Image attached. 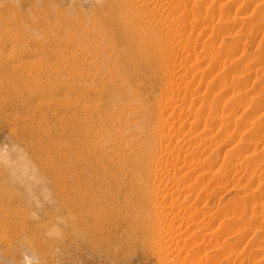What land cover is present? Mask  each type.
I'll return each instance as SVG.
<instances>
[{"label": "rangeland", "instance_id": "obj_1", "mask_svg": "<svg viewBox=\"0 0 264 264\" xmlns=\"http://www.w3.org/2000/svg\"><path fill=\"white\" fill-rule=\"evenodd\" d=\"M162 1L174 20L160 31L166 52L134 69L122 45L123 57L111 51L110 71L90 83L78 74L92 68L74 70L64 54L48 56L32 41L54 50L71 31L105 48L110 37L120 42L108 33L103 0H0V264H264V0ZM78 42L55 51L73 53ZM111 83L125 88L122 100ZM129 103L149 121L143 134L166 123L172 138L162 146L176 151L165 154L167 166L175 163L161 186L166 223L180 229L171 236L165 228L159 241L170 245V261L115 211L74 210L62 191L72 176L89 174L66 152L76 133L124 127L111 115Z\"/></svg>", "mask_w": 264, "mask_h": 264}, {"label": "bare ground", "instance_id": "obj_2", "mask_svg": "<svg viewBox=\"0 0 264 264\" xmlns=\"http://www.w3.org/2000/svg\"><path fill=\"white\" fill-rule=\"evenodd\" d=\"M103 2L104 5H102L101 7L102 11L104 10L106 12L107 20L110 19V22H112L113 25L109 29L108 33L109 35H111L112 32H116V34H118V36L120 37L119 38L120 42L115 41L116 37L115 38L110 37L111 40L108 41L109 48L108 47L105 48L107 46L106 45L107 43L105 44L106 46L102 47L101 44L96 43L97 41L96 42H94L93 40L89 41L88 38L85 37L83 38L80 35H79L80 38L79 37L74 38V33L69 31L71 29H69L68 32L67 29L69 28V26L67 28L66 25L65 27L67 28L66 31L68 33L66 34L64 30L66 34V35L64 34L65 35L64 38L54 39L55 41L54 50L50 48V45L53 46V44H47L44 40H38V42L35 40L32 41V43L35 46H37L39 49H41L42 51H47V54H49L48 56L51 55L57 57V55L64 54L65 55L64 57H67L66 62H68V64H70V66L73 67L74 70L77 68L78 71H82L81 70L83 69L82 67H89V69L92 68V71L88 74L84 73L83 71H82L83 73L81 72L78 74V77H81L83 79L86 78V80L87 78L90 79L91 80L90 83H92L93 80H95L96 74L99 75V73H103V71H110L109 69L111 65L109 61L113 60L112 55H110L112 54V52L113 55L114 54L116 55V57L117 56L120 58L123 57V54L120 51L122 45H123L122 50L126 54V59H125L126 61L124 62H127L128 64L132 65L133 68L135 67L134 69H141L143 67V58L144 59L154 58L155 51L156 52L162 51L163 53L164 50L166 52L167 49L165 50L164 47H162L163 50H161V48H160L161 51L159 50L160 45L158 46V44L160 41V31L162 33L163 29L166 27L170 29L174 28L172 27L174 20L171 21L172 19L170 18L172 17L170 16L169 18V15L167 13H164V11L168 7V5L165 4L166 3L165 1L103 0ZM160 8L162 9V11L160 10ZM32 21L34 22L35 20ZM78 21L80 22V20ZM84 24H88V23H84ZM89 26L92 27L91 24H89ZM58 28L60 29L59 26ZM85 28H87V25L85 26ZM84 33L86 34V32ZM108 33L106 34L108 35ZM75 40H80L81 43L80 42H78V44L76 43L77 46L78 45L80 46L79 48L76 46L77 49L74 48L75 50H73L74 51L73 53H70L71 50L70 52L66 51L65 53H62L63 50H61L62 52L60 50L55 51L56 47L61 46L62 41L63 43L70 44ZM8 41L9 40H7V42ZM165 47L168 46L166 45ZM67 52L70 54H68ZM24 54L26 56H29V54L33 55L32 49L25 51ZM143 54L146 56H143ZM115 60L119 61L118 58H116ZM67 71L68 73L70 72V70ZM107 88H110V90L114 91L115 97L119 100H122L124 95H126L125 88L122 89L119 86L117 87L113 83L108 84ZM91 90L94 91L93 88H90V91ZM95 103H97V101ZM130 104L131 103L128 104L129 107H125V108H123V106L121 105L123 109H120L119 111H117V113L111 115L112 121H113L112 116H114L116 119H118V121H120L119 126L123 125L124 127H118L116 128L115 131L111 133H106L103 130H99L97 132H94L93 134L87 135V137L85 138H82V134L76 133V135L79 136L80 139L78 141L74 140L75 141L74 148H68L66 152L72 155L69 157L71 158V162L74 165H76L77 163H81L85 165L86 169L88 168L89 174L87 176L83 174H76L74 177L72 176L71 179L66 180L64 182L62 191L63 194L69 192V196L73 198L74 204L72 206L74 207L73 208L74 210L76 208L78 210L83 209L88 211V213H90L91 215H94L97 212H103L105 211V208L107 209V211L109 209L110 212L115 211L116 213L121 215L123 220L127 222L131 234L137 233L141 237V240L143 241V233L145 234L147 233L149 237L151 236L150 238L156 241V244L155 243L153 244L157 246L156 247L158 249L157 252H162L161 254L164 255L163 258H166L165 256L168 257V254L170 252L169 251L170 245L167 247L165 243L159 242L162 241L160 239L164 235H166L165 228H167V231L172 229H174L172 231H178L180 229H178L179 227L178 228L174 227L176 226L174 225V223L178 219L173 223L174 226H171L172 228L170 227V229H169V224H172L171 223L172 221L170 223L168 222L169 224L166 223L168 212L165 209L166 205L164 204L165 207L163 205V199L166 197L167 194L166 189L168 187L166 189H163L161 186H163L162 185L163 179L173 178L171 175H169L171 174L169 173L170 172L169 165L171 167V165H173V162L175 160L172 162V164L170 160L168 166L166 162H163V160L164 161L166 160L165 154L167 152L172 153L173 155L174 154L173 152L176 151H174V149L173 152L168 151L166 147H164L166 145L162 146V143H164V141L168 140L169 138H172V136L168 135L170 134V132H169V127L168 126L166 127L165 125L166 123L163 122L164 124L163 125L162 123H160L161 121L160 120L154 126H150L149 130L145 132V134H143V129L148 128L150 125L149 121L145 120V117H143V110H141L142 108L140 107L138 108L137 106H135L136 108H134L133 104L132 105ZM85 106H87V104ZM130 107L131 109L132 107L134 109L131 110L129 109ZM88 108L86 109L85 107H82V111L84 115L87 117H91V116L93 117L92 113ZM87 122L94 123L95 119L92 120L88 119ZM110 123L112 122L110 121ZM114 127L116 126L114 125ZM164 128L166 129V131L168 130L167 134L165 133L166 131ZM172 128L174 129L175 127ZM127 135L130 137H128ZM67 164L68 161L66 162V165ZM191 173L193 172L191 171ZM186 176L187 175H185V178ZM170 181L172 182L174 180H170ZM183 183H186V180L185 182L183 181ZM168 193H170V191ZM171 194L169 195L171 196ZM65 207L68 208L70 206L68 204H65ZM189 225H192V223ZM189 225L187 227H190ZM196 225L193 224L194 227ZM172 231L171 232L168 231L169 233L168 232L167 233L171 234L172 236V234L175 233V232L172 233ZM149 237L147 236V240ZM166 259L169 260L168 258Z\"/></svg>", "mask_w": 264, "mask_h": 264}]
</instances>
